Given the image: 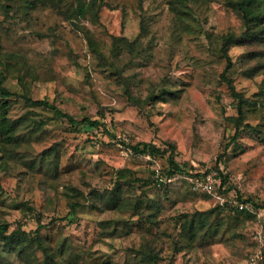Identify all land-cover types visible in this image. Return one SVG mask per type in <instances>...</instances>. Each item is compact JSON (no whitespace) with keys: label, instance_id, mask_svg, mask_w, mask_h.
<instances>
[{"label":"rangeland","instance_id":"obj_1","mask_svg":"<svg viewBox=\"0 0 264 264\" xmlns=\"http://www.w3.org/2000/svg\"><path fill=\"white\" fill-rule=\"evenodd\" d=\"M234 1L98 0L77 15V0H0L6 81L111 130L7 99L0 219L54 255L0 241V264H251L264 250V42L231 43L225 70V35L244 31ZM224 74L247 99L239 133ZM141 142L174 143L180 169ZM210 170L227 177L214 193L192 180Z\"/></svg>","mask_w":264,"mask_h":264},{"label":"trees","instance_id":"obj_2","mask_svg":"<svg viewBox=\"0 0 264 264\" xmlns=\"http://www.w3.org/2000/svg\"><path fill=\"white\" fill-rule=\"evenodd\" d=\"M51 1V0H49ZM98 0H77V7L74 8V13L77 15H85L87 11V7L89 4H95ZM59 3V2H58ZM234 5L239 11L243 22H244V31L239 34L234 32H229L228 35H225L222 50L224 54L228 57L227 61V70L231 67V59L228 54V47L233 42H241V41H249V40H257L264 42V0H235ZM55 4V2H54ZM56 5V4H55ZM60 9V7L58 6ZM225 80L229 83L232 88L233 95L238 99V115L232 116L230 119L234 122L237 127V133L240 131V127L246 124V127H252L249 122H244L245 120V108L244 103H246L247 99L245 96L238 92L235 89V86L232 84L231 78L224 74ZM19 80L23 81V77L19 76ZM16 95L19 98H22L27 105L30 107H44L49 109L52 112L53 118H66L74 127L78 128V125H82V127H99L102 131L106 133H111V130L108 128L107 124L101 120L100 118H92L90 116H84L82 119H78L72 114L68 113L55 103H52L48 100L47 97L43 98H34L33 96L27 94L25 90H14L12 86L6 81L5 75L0 72V109L2 112L0 113V133L3 135V140H7L12 142L15 140V132H16V124L17 121L9 118L7 113V99ZM143 145V148H141ZM1 147V142H0ZM134 149L149 152L151 154H165L169 152V175H173L176 169H180L179 163L174 158V153L176 146L172 142H166L165 147L158 146L152 142H141L133 145ZM220 186L226 183L227 177L222 173ZM253 201L251 198L244 200ZM75 205V204H73ZM10 224L7 221H3L0 219V241H4L5 244H8L10 247L17 249L20 254L23 253V247L28 244L37 243L42 251L46 254V256L54 255L51 251V246L46 244L44 240L41 238L40 234H37L33 237L29 236V231L22 228V225H19L17 228L10 231ZM42 224L39 223L38 228L35 231H39ZM149 259H156L157 255L155 253H149L145 255Z\"/></svg>","mask_w":264,"mask_h":264},{"label":"built area","instance_id":"obj_3","mask_svg":"<svg viewBox=\"0 0 264 264\" xmlns=\"http://www.w3.org/2000/svg\"><path fill=\"white\" fill-rule=\"evenodd\" d=\"M158 177L161 179L164 178L159 172L157 173ZM193 182L196 186L201 187L204 191L209 193H214L216 191L217 186H220L221 178L219 175L218 170H210L206 172L202 176H194L192 177ZM262 244V248H264V234H259L257 236ZM263 256L264 257V250H260L251 259V264H257V260Z\"/></svg>","mask_w":264,"mask_h":264}]
</instances>
